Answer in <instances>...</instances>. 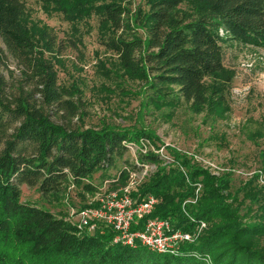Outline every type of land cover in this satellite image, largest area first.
<instances>
[{"label": "trees", "instance_id": "1", "mask_svg": "<svg viewBox=\"0 0 264 264\" xmlns=\"http://www.w3.org/2000/svg\"><path fill=\"white\" fill-rule=\"evenodd\" d=\"M40 1L47 15L59 13L69 23L66 37L32 20L22 0H0V59L12 60L18 70H10L8 79L0 74V264H264V184L255 172L264 165L235 183L236 168L212 174L173 146H165L164 159L159 137L143 126L145 113L171 119L183 105L206 118L226 117L235 73L225 63V47H264V0H142L136 8L131 0ZM91 19L99 45L110 53L98 61V72L139 98L134 124L71 123L80 111V89L59 82L56 63L63 48L82 43L80 25ZM100 88L113 92L102 83ZM243 131L255 143L264 137L260 123ZM143 139L153 148L138 147L129 162L128 144L139 146ZM144 164L155 170L117 192L135 204L149 195L156 199L130 230L142 228L148 217L168 219L183 232L206 224L175 253L153 251L139 240L114 242L116 231L102 220H94L92 230L79 229L65 214L22 200V185L43 198L58 199L70 186L94 193L88 179L98 172L117 189L128 183L130 168Z\"/></svg>", "mask_w": 264, "mask_h": 264}, {"label": "rangeland", "instance_id": "2", "mask_svg": "<svg viewBox=\"0 0 264 264\" xmlns=\"http://www.w3.org/2000/svg\"><path fill=\"white\" fill-rule=\"evenodd\" d=\"M22 1L30 18L39 24L48 25L58 38L66 37L70 33L69 23L61 14L47 15L40 0ZM131 3L133 8L143 5L142 0H131ZM96 23L95 19H91L90 24L80 25L82 43L76 48H63L59 55L60 61L56 63L59 82L66 86L73 82L80 89L77 96L81 98L80 111L71 123L84 127H100L103 123L121 126L134 124L139 98L133 94H123L118 88H114L113 82L105 80L98 72V61L105 60L110 53L98 43ZM225 63L235 73L227 92L230 111L226 117L206 118L202 114H194L183 105L172 111L171 119H167L160 111L145 113L143 126L159 137L157 144H161L157 151L164 159L168 158L165 146H173L200 161L212 174L222 172L224 167L236 168L233 170V179L237 183L238 179L253 172L249 170L264 165V137L255 143L243 131L246 124L256 127L260 123L264 126V47L228 44L225 47ZM10 70L15 75L18 74L12 60L5 57L0 59V74L8 79ZM101 83L111 87L113 92H104L100 88ZM130 86L136 88L135 83ZM167 111L164 109V112ZM138 147L143 151L153 148L145 139L139 146L128 144L129 162L135 160ZM123 165L118 163L119 167ZM154 170V164H144L135 171L130 168L128 183L125 186L118 185L117 189H111L109 180L98 172L88 179L97 187V191L85 193L80 187L70 186L58 199L43 198L35 187L22 185V200L56 214H65L72 222H77L80 211L90 208H83L84 205L100 200L106 203L111 200L110 194L135 187ZM109 173L113 174L115 170ZM262 243L264 245V238ZM207 262L211 263L212 259L207 257Z\"/></svg>", "mask_w": 264, "mask_h": 264}, {"label": "built area", "instance_id": "3", "mask_svg": "<svg viewBox=\"0 0 264 264\" xmlns=\"http://www.w3.org/2000/svg\"><path fill=\"white\" fill-rule=\"evenodd\" d=\"M258 181L264 184V170L257 169ZM251 174V173H250ZM111 200L104 203L99 201L97 207L85 208L80 211V218L76 225L79 229L88 228L92 230L95 226L94 220H102L112 225L116 231L114 242L132 245L134 240H139L151 250L159 253H175L181 241L192 242L196 240L205 227V222H198L192 232L173 230L168 219L148 217L142 228L130 230L132 222L148 214L156 199L149 195L143 201L134 203L132 199L124 194L120 197L116 192L110 194Z\"/></svg>", "mask_w": 264, "mask_h": 264}]
</instances>
